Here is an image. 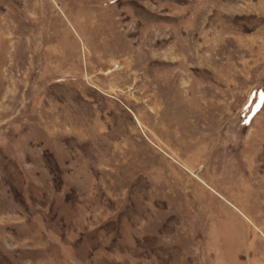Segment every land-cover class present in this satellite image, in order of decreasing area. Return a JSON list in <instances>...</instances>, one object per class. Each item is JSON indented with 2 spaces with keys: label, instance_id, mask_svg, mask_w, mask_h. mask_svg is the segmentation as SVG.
Wrapping results in <instances>:
<instances>
[{
  "label": "rangeland",
  "instance_id": "rangeland-1",
  "mask_svg": "<svg viewBox=\"0 0 264 264\" xmlns=\"http://www.w3.org/2000/svg\"><path fill=\"white\" fill-rule=\"evenodd\" d=\"M0 264H264V0H0Z\"/></svg>",
  "mask_w": 264,
  "mask_h": 264
}]
</instances>
